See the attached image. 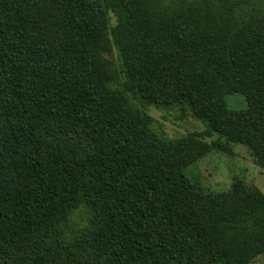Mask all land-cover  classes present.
<instances>
[{
  "label": "trees",
  "instance_id": "16d2710c",
  "mask_svg": "<svg viewBox=\"0 0 264 264\" xmlns=\"http://www.w3.org/2000/svg\"><path fill=\"white\" fill-rule=\"evenodd\" d=\"M233 144L264 168V0H0V264H250L264 192L185 172Z\"/></svg>",
  "mask_w": 264,
  "mask_h": 264
},
{
  "label": "rangeland",
  "instance_id": "374dc122",
  "mask_svg": "<svg viewBox=\"0 0 264 264\" xmlns=\"http://www.w3.org/2000/svg\"><path fill=\"white\" fill-rule=\"evenodd\" d=\"M109 55L116 65L119 62L122 65V59L119 58L116 50ZM227 100L235 109L247 106L245 97L239 93L228 95ZM143 109L155 117V127L169 138H178L189 132L202 131L206 127L205 122L195 118L189 111L182 117L181 110L176 107L160 109L148 105ZM232 148L234 154L221 151L211 152L188 166L185 170L186 174L199 181L206 192L218 193L230 190L235 177L245 179L249 184L256 185L264 192V168L254 163L250 151L243 145L233 144ZM88 218L84 209L78 210L71 218L70 229L78 230L86 224ZM250 264H264V256H257Z\"/></svg>",
  "mask_w": 264,
  "mask_h": 264
}]
</instances>
